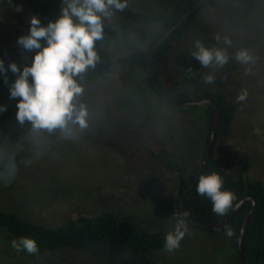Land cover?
Returning a JSON list of instances; mask_svg holds the SVG:
<instances>
[{"label":"rangeland","instance_id":"374dc122","mask_svg":"<svg viewBox=\"0 0 264 264\" xmlns=\"http://www.w3.org/2000/svg\"><path fill=\"white\" fill-rule=\"evenodd\" d=\"M174 1L127 0V5L141 12H169ZM32 16L29 5L0 0V60L6 68L13 62L21 72L31 66L36 52L23 50L17 41L28 34ZM106 22L112 26L110 38L96 46L104 58L145 49L159 26L137 22L121 12ZM225 37L230 44L224 43ZM196 40L224 49L229 56L223 67H202L194 75L209 89L214 83H204L205 74L225 76L224 92L237 104L231 132L217 137L216 160L235 175L238 162L246 158V175L264 183V55L256 57L264 53V0H219L206 5L191 19L183 37L172 42L161 64L163 77L175 81L189 96L202 92L194 86L187 66ZM240 50H249V63L236 60ZM147 76L142 60L134 58L113 66L106 78L82 81L85 91L79 100L92 96L103 106H87L89 127L73 140L63 139L57 131L45 133L37 142L31 125L16 121L18 100L10 98V92H0V107L6 106L0 113V168L14 157L17 169L10 182L0 180V207L47 224L110 209L164 237L174 230L181 219L179 174L189 177L200 162L207 127L202 105L165 102ZM242 90L247 98L237 102ZM185 225L178 249L167 252L163 246L152 256L162 264H235L237 250L226 231ZM3 237L0 232V264H104L102 258L70 247L25 260Z\"/></svg>","mask_w":264,"mask_h":264},{"label":"trees","instance_id":"16d2710c","mask_svg":"<svg viewBox=\"0 0 264 264\" xmlns=\"http://www.w3.org/2000/svg\"><path fill=\"white\" fill-rule=\"evenodd\" d=\"M4 1L10 5L16 6L21 4L29 5L32 14L38 16L44 26H46L49 21L54 22L59 18L61 6L63 4V0ZM194 1L195 0H175L169 12H141L131 9L127 5L121 13L127 14L135 21L140 23H159L155 36L146 45L145 49L131 55L104 58L98 53L100 57L99 61L95 68H90L86 74H83V81H94L98 78H106L113 66L130 61L134 58L141 59L146 69V56L153 42L159 35L174 24ZM218 1L219 0H208L205 2L195 12L191 13L181 26L177 27L165 40L160 42L153 52L151 66L159 86L171 98L176 100H188L209 96L217 104L220 112L217 134L201 175H207L213 171L220 174L225 181L224 189L231 190L236 195V200L233 204L244 196H250L255 200V207L251 210L245 225L241 246L245 264H264V183L258 178L246 175L249 167L246 158L238 162L236 174L231 175L218 163L215 156L217 137L220 135H228L231 132V122L237 109L236 102L227 97L224 92L227 79L223 75H215L214 86L212 88L202 87L194 76L195 72L201 69L202 66L199 61L192 57L187 65L188 74L192 77L194 86L201 88L202 92H195L193 95L189 96L175 81H168L163 77L161 67L165 53L171 47L172 42H178L183 37L190 26L191 19L196 16L202 7L216 4ZM29 29L30 24L28 25V33ZM111 32L112 26L105 21L104 39L98 41L97 45L107 42ZM261 55H264V53L258 54L256 57ZM235 64L237 65V63ZM16 79L17 74L12 73L10 69L7 71V83L5 82V74L0 73V92H10V87ZM148 82L155 90L149 78ZM175 87L177 90L174 89ZM80 102L87 106H103L100 100L92 96L85 97L81 99ZM202 107L204 110V123L207 127L208 140L211 124L214 119V110L208 103L202 105ZM198 165L199 163L197 162L194 166L193 173L187 178L184 177L182 173L179 174L178 200L182 189L195 176ZM198 181L199 179L184 197L183 206L185 212L189 213L188 216L196 220L211 222L221 221L225 215L219 216L215 214L212 211L211 200L197 193L196 186ZM252 199L241 202L224 228L212 229L205 226L199 227L208 229L212 232L223 231L222 234L225 233L226 229H232L234 235L230 238L233 240L236 247V240L241 222L247 211L252 207ZM178 214L182 218L179 209ZM0 232L4 234V241H13L22 236L34 238L38 243V253L70 247L100 257L104 264H162L158 259L152 256L151 252L161 249L164 246V235L158 230L149 229L110 209L100 210L91 214L81 213L75 217H68L56 224H47L27 219L15 211L0 207ZM18 253L21 254L25 260L31 259L38 254L29 255L24 251ZM234 263L239 264L237 252L234 256Z\"/></svg>","mask_w":264,"mask_h":264},{"label":"clouds","instance_id":"9594fccd","mask_svg":"<svg viewBox=\"0 0 264 264\" xmlns=\"http://www.w3.org/2000/svg\"><path fill=\"white\" fill-rule=\"evenodd\" d=\"M127 7V0H63V7L58 19L42 25L38 16L30 19L27 35L18 38V45L25 51H35L31 66L20 67L13 62L8 68L17 74V79L10 87V98L17 99L16 121L20 126L26 122L31 125L30 132L37 140L45 133L51 135L59 131L65 140L76 139L89 127V109L81 103L83 96L84 75L90 68H95L100 57L97 42L104 39L105 21L113 18L116 12ZM217 41L221 39L219 35ZM224 43L230 44L227 37ZM192 56L202 67H223L229 61L227 51L220 48L206 47L200 40L194 42ZM236 60L247 64L252 56L247 50L236 53ZM7 71L4 61L0 60V73ZM79 78V79H77ZM214 74H205L206 84L214 83ZM247 98V91L242 90L237 102ZM6 106L0 107V113ZM14 157L0 168V180L10 182L16 173ZM224 179L213 171L199 177L196 191L200 196L209 198L212 211L224 216L233 209L236 195L224 189ZM239 205H236L238 207ZM185 212L174 227L164 237V249L173 252L180 247L187 231ZM226 235H234L232 229H226ZM16 252L24 251L29 255L37 254L38 243L34 238L22 236L11 242Z\"/></svg>","mask_w":264,"mask_h":264},{"label":"water","instance_id":"95a60500","mask_svg":"<svg viewBox=\"0 0 264 264\" xmlns=\"http://www.w3.org/2000/svg\"><path fill=\"white\" fill-rule=\"evenodd\" d=\"M208 0H195L191 6L178 18V20L172 24L166 31H164L161 35H159L157 37V39L153 42V44L151 45L148 54L146 56V70L148 73V77L150 82L153 84L156 92L158 93V95L167 103L175 105V106H196V105H204V104H210L214 110V119L212 121L211 124V128H210V133H209V137L203 152V155L201 157V160L199 162L198 165V169L196 171V174L194 176V178L187 183V185L182 189L181 194L179 196V200H178V209L183 217V214L185 213L184 210V206H183V200L185 195L187 194V192L193 187V185L196 183V181L199 179L200 175L202 174L207 159L210 155V152L212 150L213 144H214V139L216 137L217 134V125H218V120H219V108L217 106V104L215 103V101L209 97V96H202L199 98H195V99H188V100H176L171 98L170 96H168L163 89L159 86L158 82L156 81V78L154 76V73L152 71V66H151V58L153 56V52L156 49L157 45L162 42L163 40H165L169 34L171 32H173L177 27L181 26L185 20L188 18V16L195 12L200 6H202L205 2H207ZM248 199H252L250 196H244L242 198H240L238 201H236L233 205V209L230 210L221 221L219 222H211V221H204V220H196L191 218L190 216L184 217V221L192 224V225H196V226H205V227H209L212 229H221L224 228L227 223L229 218L232 216V214L234 213V211L237 209L236 205H240L242 201L244 200H248ZM255 207V200L252 199V207L250 208V210L247 211V213L245 214L242 222H241V227L240 230L238 232V237L236 240V250H237V255L239 258V264H245L244 262V257H243V253H242V246H241V242H242V237H243V232L245 229V225L248 221L249 218V214L251 212V210H253Z\"/></svg>","mask_w":264,"mask_h":264},{"label":"flooded vegetation","instance_id":"af4514ba","mask_svg":"<svg viewBox=\"0 0 264 264\" xmlns=\"http://www.w3.org/2000/svg\"><path fill=\"white\" fill-rule=\"evenodd\" d=\"M182 107H183V106H182ZM209 133H210V132H209ZM197 169H198V168H197ZM195 174H196V173H195ZM193 178H194V177H193ZM193 178H192V179H193ZM192 179H191V180H192ZM191 180H190V181H191ZM190 181H189V182H190ZM186 185H187V184H186Z\"/></svg>","mask_w":264,"mask_h":264}]
</instances>
